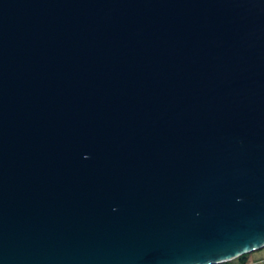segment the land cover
Wrapping results in <instances>:
<instances>
[{
	"label": "water",
	"instance_id": "1",
	"mask_svg": "<svg viewBox=\"0 0 264 264\" xmlns=\"http://www.w3.org/2000/svg\"><path fill=\"white\" fill-rule=\"evenodd\" d=\"M263 248L264 0H0V264Z\"/></svg>",
	"mask_w": 264,
	"mask_h": 264
},
{
	"label": "rangeland",
	"instance_id": "2",
	"mask_svg": "<svg viewBox=\"0 0 264 264\" xmlns=\"http://www.w3.org/2000/svg\"><path fill=\"white\" fill-rule=\"evenodd\" d=\"M249 264H264V248L247 256Z\"/></svg>",
	"mask_w": 264,
	"mask_h": 264
},
{
	"label": "trees",
	"instance_id": "3",
	"mask_svg": "<svg viewBox=\"0 0 264 264\" xmlns=\"http://www.w3.org/2000/svg\"><path fill=\"white\" fill-rule=\"evenodd\" d=\"M247 256L248 255H244L241 258L237 259V260H234V261H231V262H228V263H225V264H249Z\"/></svg>",
	"mask_w": 264,
	"mask_h": 264
}]
</instances>
